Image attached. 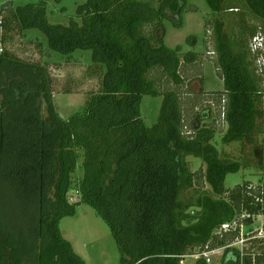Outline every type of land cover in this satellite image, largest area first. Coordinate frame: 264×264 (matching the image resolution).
Here are the masks:
<instances>
[{
    "label": "trees",
    "instance_id": "1",
    "mask_svg": "<svg viewBox=\"0 0 264 264\" xmlns=\"http://www.w3.org/2000/svg\"><path fill=\"white\" fill-rule=\"evenodd\" d=\"M52 1L60 0L2 4L1 40L12 30L38 29L67 61L90 50L88 74L100 73V86L83 111L64 119L47 65L2 49L0 264H87L60 229L82 203L108 225L120 264H181L207 246L224 248L218 264H264L263 238L245 251L233 245L240 227L218 233L239 215L249 216L246 224L264 215V189L247 182L227 188L228 174L244 165L222 158L216 145L218 135L229 145L253 143L264 132L262 47L255 45L257 37L264 42V0H206L209 54L224 82L223 90L209 91L221 107L220 125L211 106L199 111L192 97L183 106L185 70L202 64L200 53L164 41L166 16L180 26L187 0H87L68 24L49 22ZM203 74L199 69V80ZM144 96L164 98L152 126L142 116ZM187 156L201 158L204 173L193 171ZM81 157L84 174L74 183ZM198 180L209 189L195 188ZM75 193L80 200L73 202Z\"/></svg>",
    "mask_w": 264,
    "mask_h": 264
},
{
    "label": "rangeland",
    "instance_id": "2",
    "mask_svg": "<svg viewBox=\"0 0 264 264\" xmlns=\"http://www.w3.org/2000/svg\"><path fill=\"white\" fill-rule=\"evenodd\" d=\"M32 0H0V6L6 2L14 5L24 4ZM34 1V0H33ZM87 0H60L50 2L48 5V18L52 24H68L70 17L75 15L78 4ZM188 8L182 12V24L176 25L172 17L165 18V44L170 48L182 46L184 51H194L200 53L201 63L187 67L185 70L189 74L185 75L187 84L182 88L183 106L189 108L193 101H197L199 111L207 106H211V114L214 118L221 120V107L219 102L209 91H219L224 89V82L219 76L215 66V56L209 54L213 50L211 41L212 30L208 31L206 23L212 18V11L206 0H187ZM179 21V19L177 20ZM1 40L2 32L0 26V49L8 50L17 57L28 62H39L47 65L53 80V101L61 117L68 119L72 114L84 110L89 95L96 92L100 86L101 74L97 73L93 77L88 74V67L92 64L93 53L90 50H77L67 61L63 54L49 50L48 37L38 29H29L26 35L18 30L7 32ZM257 47H262L259 52V73L264 78V42L263 37L258 38ZM42 43L39 46V43ZM254 45V49L256 46ZM1 53V50H0ZM202 69L203 80L198 78V70ZM70 90L71 92H65ZM196 94L188 96L187 92ZM204 91V92H202ZM190 97L192 100L189 101ZM195 98V99H194ZM162 96H144L141 101L142 116L147 125H154L160 115ZM264 110V103L262 106ZM216 123V120H214ZM214 123V124H215ZM222 130V126H221ZM221 137L216 138V145L220 150L221 157L227 160L239 161L244 168L239 172L228 174L225 180L227 188H235L237 185L247 182L249 186L257 189H264V132L257 133L253 143L234 142L229 145H222ZM187 161L193 171L204 173L205 164L202 159L196 156H187ZM83 157H81L78 170L73 175L74 183L83 176ZM200 176V175H198ZM195 188L209 189L203 181L198 180ZM193 190L188 191L191 193ZM264 192V191H263ZM77 193L72 196V201H79ZM7 209L10 210V201ZM247 214L239 215L236 218L240 227V235L234 241V246L241 250L250 251L254 244L253 240L257 236L256 230L264 224V215L253 217L252 224H246ZM60 229L63 236L69 240L77 254L82 256L87 264H120V251L114 236L112 235L105 221L97 215L96 211L87 204L77 206L75 216H68L61 220ZM264 239V238H263ZM240 240V241H239ZM238 242V243H237ZM236 243V244H235ZM224 248H219L211 255L212 264L221 261ZM200 248H195L188 254L185 264H197L200 255Z\"/></svg>",
    "mask_w": 264,
    "mask_h": 264
},
{
    "label": "built area",
    "instance_id": "3",
    "mask_svg": "<svg viewBox=\"0 0 264 264\" xmlns=\"http://www.w3.org/2000/svg\"><path fill=\"white\" fill-rule=\"evenodd\" d=\"M259 38V37H258ZM258 38H256L255 40H257ZM258 41H256L257 44ZM2 51V48L0 49ZM211 55L214 54V52L210 53ZM238 228L237 225V221L234 220L232 222H228V223H224L221 228H219L218 233L221 232H227V231H232V230H236ZM257 232V236L258 238H264V224L261 225V228L256 230ZM240 241V240H239ZM238 243V242H237ZM234 244V243H233ZM236 244V243H235ZM219 249H213L210 250L208 248V246L200 253L199 256H201L203 259L206 260L207 263H212V259H211V255L215 253V251H217ZM189 255H186L185 258L182 260L181 264H185V259L188 257Z\"/></svg>",
    "mask_w": 264,
    "mask_h": 264
},
{
    "label": "clouds",
    "instance_id": "4",
    "mask_svg": "<svg viewBox=\"0 0 264 264\" xmlns=\"http://www.w3.org/2000/svg\"><path fill=\"white\" fill-rule=\"evenodd\" d=\"M258 38V37H257ZM260 38V37H259ZM256 42V41H255Z\"/></svg>",
    "mask_w": 264,
    "mask_h": 264
}]
</instances>
